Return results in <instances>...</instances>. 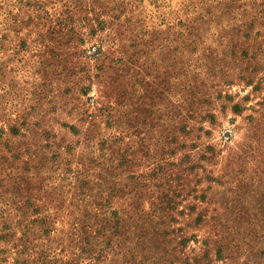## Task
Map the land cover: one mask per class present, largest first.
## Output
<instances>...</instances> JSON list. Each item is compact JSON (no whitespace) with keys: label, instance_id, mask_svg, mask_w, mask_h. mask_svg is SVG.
<instances>
[{"label":"rangeland","instance_id":"1","mask_svg":"<svg viewBox=\"0 0 264 264\" xmlns=\"http://www.w3.org/2000/svg\"><path fill=\"white\" fill-rule=\"evenodd\" d=\"M0 264H264V0H0Z\"/></svg>","mask_w":264,"mask_h":264}]
</instances>
